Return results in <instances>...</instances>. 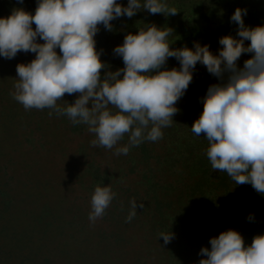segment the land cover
I'll return each instance as SVG.
<instances>
[{"label": "clouds", "instance_id": "1", "mask_svg": "<svg viewBox=\"0 0 264 264\" xmlns=\"http://www.w3.org/2000/svg\"><path fill=\"white\" fill-rule=\"evenodd\" d=\"M142 9L166 16L178 13L165 0H128L126 7L117 0H37L34 15L19 8L0 18V56L36 54L30 63L17 65L18 79L10 95L25 110L47 108L49 116L54 112L66 115L73 125H87L95 136L94 147L113 149L127 135L128 146L114 153L127 155L129 146L163 137L162 129L172 125L179 111L175 105L185 95L199 62L219 82L210 85L201 98L203 111L191 131L197 137L204 134L213 171L225 172L237 185H251L264 194V26L246 27L247 10L237 8L230 18L238 25L236 37H221L222 47L213 54L208 45L199 43L194 50L187 46L172 49L167 39L172 29L144 25L114 49L124 68L107 71L102 78L106 65L94 40L98 26L112 31L111 21L131 18ZM37 37L44 43H37ZM245 41L250 43L245 46ZM243 54L251 58L240 67ZM169 58H175L180 68L161 70ZM65 94L78 97L69 104L63 101ZM114 195L109 186L95 188L90 221L104 215ZM131 208L126 222L136 215L135 200ZM160 237L166 245L174 234L161 233ZM210 245V250L201 249L199 254L207 259L199 264H264V235L254 236L245 247L243 237L228 230L210 239Z\"/></svg>", "mask_w": 264, "mask_h": 264}, {"label": "trees", "instance_id": "2", "mask_svg": "<svg viewBox=\"0 0 264 264\" xmlns=\"http://www.w3.org/2000/svg\"><path fill=\"white\" fill-rule=\"evenodd\" d=\"M165 2L175 7L178 13L166 16L150 14L142 9L131 18L123 16L111 21L112 31L99 25L94 40L97 52L101 53V61L105 65L124 68L122 57L116 56L114 49L123 44L127 34H138L139 28L144 25L155 24L160 29H172V34L167 38L172 49L187 46L194 50V44L199 43L201 46L208 45L213 54H218L222 47L219 45L221 37H236L238 25L231 22L230 18L237 8L247 10L243 16L246 27L264 26V0ZM117 3L126 7L128 0H117ZM36 7L37 0H23V3L19 0H0V18L9 17L14 9L19 8L34 15ZM35 27L33 24V30ZM36 42L44 43L39 37ZM249 43L245 41V46ZM56 51L58 55L61 54L58 48ZM35 55L31 52H18L12 59L0 56V148L9 146L8 142L12 140L15 148L23 147L38 153L46 149L44 143L48 139H54L48 151L58 154V158L67 157L65 175L57 181L65 197L74 192L81 195H77V199L87 200L91 205V197L97 186L111 188L114 198L104 215L98 218L100 223L102 219L111 218L115 229L112 224L108 228L117 232L102 235L103 241L115 243L114 261L109 264H139V258L134 253H126L122 245L125 244L122 239L125 232L123 226L137 221L150 225L147 238L154 244L162 245L168 264H199L201 259H205L199 254L201 249L210 250V239L228 230L237 231L243 237L245 247L251 245L254 236L264 235V194L257 193L251 185H237L225 172L213 171L206 156L208 142L204 134L197 137L191 131L193 123L203 111L201 98L206 95L210 85L219 82L207 72L205 66L197 63L185 95L175 105L179 111L173 116L172 125L162 129L161 139L155 142L145 140L139 146H129L127 155H115L116 148L128 146L127 135L113 149L94 147L91 141L95 136L88 131L87 125H73L66 115L57 116L54 112L49 116L51 110L47 108L25 110L22 104L13 99L10 93L14 91L18 79L16 67L18 64L30 63ZM250 58V54H243L238 65L242 67L244 61ZM172 68H180L175 58H169L161 70ZM77 97L78 94H65L63 101L72 104ZM58 104L63 106V102L58 101ZM6 155L5 151H0V162ZM8 167L9 164L1 162L0 185L3 187L12 178ZM2 186L0 221L4 219L12 201L17 200L11 209H19L28 222V196L24 191L9 196ZM43 199L46 202V196ZM133 200L137 203L136 215L130 222H126L132 211ZM140 204L144 207L141 208ZM40 210L37 218H33L35 228L39 224L40 229L37 227V231L55 229L63 235V231H68L65 229L68 223L71 228L74 226L72 217L73 220L55 228L50 207L45 204ZM69 214L67 211L68 216H64L61 212L59 219L65 221ZM250 215L252 220L248 219ZM12 221L10 218L7 223L12 226ZM29 229L25 227L22 231L33 230ZM161 233H173L174 238L165 245ZM10 241L15 242L11 244L13 249L8 247V254L10 257L19 254L21 264H25L27 258L31 259V264H38L37 259L41 262L39 264H99L96 258L102 254L96 249L94 253L98 254L91 259L86 251H79L73 259L61 250L58 262H52L29 248L27 234H14Z\"/></svg>", "mask_w": 264, "mask_h": 264}, {"label": "rangeland", "instance_id": "3", "mask_svg": "<svg viewBox=\"0 0 264 264\" xmlns=\"http://www.w3.org/2000/svg\"><path fill=\"white\" fill-rule=\"evenodd\" d=\"M118 69L119 67L116 65H106L105 69L102 70V74L104 76L105 72H115ZM53 140L51 138L48 139L44 143L46 149L38 153L23 147L20 149L15 148L13 146L14 141L12 140L8 142L9 146L0 148V151H5L7 154L1 162L4 161L5 164H9L8 172L12 177L6 187L0 186L7 191L9 196L13 194L12 197L16 196V193L24 191L29 200L26 210L29 217L28 222L25 221L22 213L18 211L19 209H11L12 205L17 203V200L14 199L10 207H8L4 219L0 221V264H21L20 258H18L19 254L15 257H10L8 254L9 250H7L8 247L9 249H13L11 244L15 241H10V239L17 233L27 234L29 248L34 249L42 257H48L52 262H58L61 250L66 251L73 259L76 258L75 256L79 251H86L87 255L91 259H94L95 255L98 254L94 253V251L99 249L102 254L98 255L99 259L96 258L99 261L98 263H112L114 261L113 248L115 247V243L110 241L111 244H108V241H103L104 236L102 235H105V233H117L116 231H110L108 228L112 224V228L115 229L113 226L115 225L114 221L111 218H106V221L102 219L101 223L99 219H96L95 222L90 221L89 213L91 212V205L89 201L77 199L81 195L74 192L65 197V194L60 191L63 188L60 189L58 187L57 181H59L62 175H65L64 168L67 157L58 158V154H52L48 151L49 145L53 143ZM48 186L53 188H46ZM44 195L47 199L46 202L43 199ZM45 204L51 209L52 222H55V228L61 225V223L73 219L74 226L71 228L68 223L65 228L68 231H63V235L55 229L37 231L39 224L35 228L33 218H37L41 211L40 207ZM67 211L70 213L69 217L65 221L59 219L61 212L64 216H68ZM17 215L20 217L17 218ZM10 218L13 219L12 226L7 223ZM37 220L39 221L38 223H41L39 219ZM25 227L33 230L22 231ZM103 229L107 231H101ZM123 231L125 232L122 239L125 241V244L122 245L125 246V252L129 254L134 253L139 258V264H168L165 249L162 245L158 243L154 244L151 239L147 238V235L150 233V225L148 223L132 222L127 224L126 227L123 226ZM204 258L207 259L205 256ZM28 259L25 260V264H31V259ZM36 262L38 264L41 263L38 259Z\"/></svg>", "mask_w": 264, "mask_h": 264}]
</instances>
